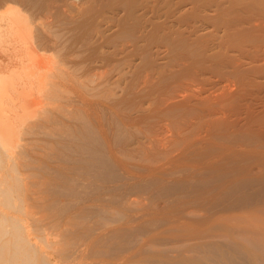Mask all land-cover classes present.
Instances as JSON below:
<instances>
[{"label": "rangeland", "instance_id": "1", "mask_svg": "<svg viewBox=\"0 0 264 264\" xmlns=\"http://www.w3.org/2000/svg\"><path fill=\"white\" fill-rule=\"evenodd\" d=\"M64 1L65 0L61 2ZM81 3H83L81 4V13L84 12V10L85 12L87 10V12L82 13V18L78 19L77 22L80 23L78 26L76 25V27H78L77 29L71 26L73 30H70L69 28L71 27H68V29L72 31L70 32L67 29L68 35H66L67 31L65 33V28L70 25H64L65 27L62 25L61 27H64V29H62L59 26L61 19L51 20L53 19L51 15L54 12L51 14L49 13V16L48 14L44 15V13L41 14L42 12L39 13V10H36L37 6H34V9L38 13L34 12L33 14L32 11L28 13L27 10L29 8L24 7L22 4H12L10 10L20 11L22 14L25 11V16L30 21L33 30H35V25L40 23H38L39 20H42L41 23L48 21L46 22L47 24H51V22L54 23L56 20L58 22L60 21L59 23L56 21L57 23L53 25L56 26V24H58V30H64L63 32L65 34L61 31V33H59L60 37L63 35L68 38L72 35V39L70 38V40H72L71 44L75 41V44L72 45H76L77 43L76 46L79 47H71L73 48L71 51L73 52V50L81 49L77 51L80 52V55L73 56L76 62H80V65H84L85 61H87L85 66H88L89 63L97 62L96 60L98 59L100 61L99 63L103 66L102 68L105 70L110 66L111 69L120 70L119 73L121 70L124 71V75L121 74L118 79L119 82L122 78L116 87L119 89H115L122 93H118V95L122 96L120 109L123 110V114H129L132 120V125L131 123H129V125L133 127L130 126V129L124 128L130 130V133H128L129 131L127 132V130H123V133L129 134L131 137L123 134V140L129 137L124 143L128 147L122 144V140L121 145H123L122 147H124V149L126 148L125 152L128 151V153L131 152L133 154V151H135L133 149L136 147L134 144L136 142L133 141H136V139L140 141V137L146 139V133H148L146 135H149L147 139L150 138L151 141L145 140L146 146L149 145V147L147 146L148 148H146L149 152L147 153L144 148L145 154L142 153V156H145L143 157L139 156L143 151H139L140 153L135 151L134 154L137 156L135 155L134 157H132L133 155H131V153V156L128 153L125 155L123 154L124 156L122 155V157H124L122 158V163L124 161V165L122 164L124 169L121 166L118 170L119 172H116V174H120V176L115 174L114 182L109 184L110 186L106 188L105 194L107 193L106 198L107 196L109 197L107 199L112 198L111 201H109L110 204H117L113 206L109 204L110 206H107L110 207L111 210L119 209L118 215L123 216L122 220L118 218L117 223V220H115L113 222L114 224L112 223L113 225L110 224L112 225L111 227L114 226L113 228H116V226L121 228L122 226L123 230L127 229L125 227H130V225L132 228L134 227L138 230H142L140 232L138 231V234H140L139 238H141H138L137 242L140 240L139 242L142 244V242L148 239L150 242H153L154 245L151 243L153 247L150 246L152 248L150 249V243L146 245L140 244L141 246H137L136 243L133 247L124 248L121 252L117 251L111 255L105 253L100 255L101 253L97 252V254L92 252L94 253L92 255L89 251L87 255H84L85 258L75 259L76 261L74 260V263L72 262L70 264H122L124 262V264H129L128 262H130V264H138L144 259L148 261L146 264H161L158 263L159 260L167 256V258L176 259L180 254L182 255L179 256V258L182 256L196 258L197 255L199 257L202 255L189 249L192 243L199 240L202 242L201 240L203 239V242L208 240L213 241V239L214 241H224L227 240L225 239L226 237L230 240L235 238L233 241H239L238 243L245 245V247H250V250H255L249 245V240L255 238L259 243L264 242V240L262 241L264 238V186L263 188L262 186H257L259 183H254L253 181H258L259 177H264V171L257 172V170H253L252 174H242L237 171V168L241 165H251L250 161L255 160L257 155L261 154L260 158H264V0H81ZM30 9H32V7H30ZM10 10L5 11V8H0L1 24L5 23L2 19H5L4 16L6 12ZM38 14H41L38 16L40 18L37 17ZM44 16L45 18H43ZM46 17L49 20H46ZM97 27L99 29H97ZM82 29L87 32H83L84 30ZM89 31H94V34L91 33L92 37H89ZM96 31H98V34L95 35ZM100 31L102 32L100 33ZM70 33L72 34L70 35ZM83 33H85V35ZM86 33L90 39L88 43V38L84 39ZM65 37L58 38V41L64 42ZM68 39L66 40L67 42L65 41L64 43H69ZM75 39H79L80 45H78L79 42ZM94 42L95 44H93ZM2 43L7 45L5 41H2ZM71 44L69 43L68 45ZM114 49L117 52H115ZM81 51H83L82 53L84 54H82ZM50 52L47 53L49 57H51L53 64H59L62 59L61 55L54 50H50ZM98 53L100 54L98 55ZM112 54L117 56L115 57ZM107 57L109 58L107 59ZM5 59V54L0 51V62ZM90 60H92V62ZM120 61H122V65ZM114 64L118 65L115 66ZM107 65L109 66L106 67ZM111 65L114 66L112 67ZM104 69H101L102 72L105 71ZM109 69H107V71L111 70ZM110 72L114 71L111 70ZM110 72L104 73L108 74ZM161 109L164 110L163 112L166 111L164 115H162L163 112H159ZM212 110H214V113ZM130 111L132 113H130ZM154 111H158L157 114L159 115L154 113L156 116H152L154 115ZM132 114H138L137 116L139 118L141 117L139 115L147 117L150 114L152 117L149 116L151 119L148 117V119L141 117L143 120L137 118L140 120L137 121L136 116L134 118L131 116ZM134 119L137 124H134ZM146 119L148 124L146 123ZM215 121L222 126L218 125ZM225 123H227V125ZM214 124L215 127L212 126ZM227 129L229 131H227ZM230 130L237 131L236 133L240 136L234 134V131L233 135ZM238 132H242V134ZM243 132H249V136L245 133V137ZM230 133L232 135H230ZM253 133L255 136H252ZM132 138L135 139L133 140ZM153 139L156 143H152ZM128 140L133 144L131 145V142L129 143ZM127 142L128 144H126ZM153 144H157V146L155 145L156 149ZM143 146L145 147V145ZM151 147L154 149V152L151 150ZM224 147H227L228 150ZM149 149L153 154L152 152L150 153ZM206 149L209 150L207 151ZM230 149H232V151ZM240 149L241 151L243 150V153H245V150L247 152L249 151V153L250 149L252 151L254 150V156L256 157H253L254 159L251 160L252 158H249V154L247 152L243 154L240 152ZM201 150H203V153L199 152ZM229 150L230 154L239 153L236 155L237 158L240 153H242L243 156H247L248 154L247 158L249 160L246 158L247 161H241L246 156L244 158L242 157L243 159L238 158L241 163L240 161L238 162L236 157H234L235 160H233V156L235 155H231V157L228 152ZM258 150H261L262 153H259ZM209 151L210 153L212 152V155L218 153L216 157L222 153L217 159L220 164L217 163L219 166L215 167V169L211 167L212 155H210L212 158H210V163L209 161L207 162L209 155L205 158V161H201L203 160L201 157H204L203 155L201 156V154H209ZM214 151H216V153ZM157 152H160V154ZM198 152L201 157L198 155ZM226 154L229 155L227 156ZM251 155H253V152L250 153V156ZM226 156L231 157L232 162L230 158L226 159ZM127 158L131 159L127 160ZM131 160H133V162ZM217 160L215 159L212 164H216L215 161L217 162ZM128 161L130 163L132 162L131 164L135 166L130 165ZM245 161L248 163L247 165ZM126 162L132 167L130 168L128 163L125 165ZM204 162L207 163L204 164ZM233 162L236 166L233 165ZM242 163H244V165ZM202 164L205 166H202ZM127 166H129V168H126ZM201 166L202 169H204L203 171H201ZM251 168L254 167L252 166ZM125 172L129 173L126 174ZM128 180L129 182H127ZM130 180L132 183L135 182L134 185L137 183L141 187L135 190V188H132L133 184H130L131 186L128 185V183L131 182ZM125 181L127 182L126 188L129 187L130 189L131 187L130 190L125 188ZM229 181H234V183L229 184ZM145 183L146 186H143ZM137 184L135 186H138ZM120 185H122V187ZM115 186L118 188V191ZM110 187L111 189H109ZM123 190H127V192ZM125 195L127 196L124 197ZM118 204L120 205L118 206ZM130 221L131 224H129ZM145 225L147 227H145ZM141 228L147 229L143 230ZM241 229L244 231L249 230L246 231L248 235L244 234L246 236H243L239 234V236H237L238 233L235 231L244 232ZM202 231H206L204 236H198ZM51 237L49 236V238ZM198 238L200 239L198 240ZM241 238H245L246 240L248 238L250 239L247 240V242L245 239L243 240ZM255 239L253 241H256ZM148 240L146 242H148ZM163 250H167V254ZM156 251L159 253L162 251L165 255L162 253L158 256L159 253ZM162 256L164 258H162ZM49 258L51 264H64L63 260L58 261V259L61 258L56 255H51ZM61 261L63 262L61 263ZM206 262L208 264L209 260ZM139 264L143 263L140 262ZM210 264H212L211 261Z\"/></svg>", "mask_w": 264, "mask_h": 264}, {"label": "bare ground", "instance_id": "2", "mask_svg": "<svg viewBox=\"0 0 264 264\" xmlns=\"http://www.w3.org/2000/svg\"><path fill=\"white\" fill-rule=\"evenodd\" d=\"M61 1H58V0H0V8H5V11H8L11 9L10 6L12 4H22L24 7L29 8L28 9L29 11L25 8L28 13L30 11H32L33 14L34 12L35 13L42 12L41 14L44 13V15L48 14L49 16L51 13L54 12L51 15L53 16V19H51V17L50 19L53 21L55 19H58V20L61 19L60 20L61 22L59 21L60 23L56 20L60 24L59 25L60 27L62 25L63 26L70 25V26H67V28H65L66 29L65 33L67 31L66 35H68L69 29L73 30L72 28L73 26L74 27H76V25L78 26L80 22H77V21L78 19L82 18L81 15H83L82 13H84L85 10L84 12L81 13V10H82L81 4H83L81 3V0H65L64 2H61ZM34 6H37L38 9L36 7L35 8L36 10H39L38 12H36V10L34 9ZM30 7H32V9H30ZM25 14H26L25 11L22 14L20 11L10 10L9 12H6V15L4 16L5 19H2L5 23L1 24L0 22V51H2L6 57L5 60L0 62V264H51L49 261L50 259L49 256L51 255H56L59 258H61V259H58V261L63 260L64 264H70L75 259L76 260L82 259L84 255H87L89 251L91 253L95 252V254L101 253L100 255L104 253L111 255L113 253H116L117 251L121 252V250L124 248H127V247L130 248L131 246L133 247L136 243L138 246L141 244V242H139L140 240L138 241L139 243L137 242V239L139 238V235H140L138 233L142 230H138L134 227L132 228L131 225L130 227L128 226L129 228L125 227L127 228L125 230H123L122 226L121 228L117 227L116 224H115L116 228H113L114 226L111 227L114 224L113 222L115 220H117L116 223L118 222V218L122 220L123 215L122 216L118 215L119 209L111 210V208L107 206L110 204L109 201H111L112 198L107 199L109 197L107 196L106 198L107 193L105 194L106 188L110 186L109 185L110 183L114 182V176L116 172L120 169L121 166L124 169V166H123L124 161L122 163V158L124 157H122V155L123 154L125 155L126 153H128V151L125 152L126 148L124 149V147L122 146L124 145L126 147L127 145H125L124 143L126 142L127 138L131 137V135L129 136V134L123 133L124 132L123 130L130 129L129 127L132 125V120L129 114H127L128 115L127 116L125 115V113L124 114L122 113L123 110L120 109L122 96L118 95V93H121V92L116 90V89H119L116 87L118 86V83L122 79L121 78L122 76H121L120 77L121 79L118 82L119 76L121 74L124 75V71L121 70V72L122 71L123 72L119 73L120 70L118 71L117 69H113V68L111 69L109 66L111 62L106 67L109 66V68L113 70L114 72H110L111 70L109 68L107 69H109L110 71H107V69L105 70L104 68H102L103 66L102 64L99 63L100 61L98 59L96 60L97 62H92V60H90L92 63H89L90 65L88 64V66H85L87 64L86 63L87 61H85V64L82 63L84 65H80V62L79 63L76 62L73 56L75 57L77 55H80V52H77V51L81 49L78 50L76 48L77 50L75 51L73 50V52L71 51L73 49L71 47H75L77 45V43L76 45H72V44H75V41L72 42L71 44L72 40H70V38L72 39L71 37L72 33H70L71 36L68 37L69 39L62 35L63 38L65 37L64 40L66 41L68 39V42L71 45H68L69 43L67 44L64 43L65 41L64 42L58 41V38H62L60 37L59 33H61V31L62 33H64L63 32L64 30L62 29H64L65 26L61 27L62 29L59 31L58 24H56V26L53 25L57 23L56 21L54 23L51 22V24H47L46 22L48 21L41 23L42 20H39L38 23L39 22L40 23L38 25L36 24L37 26L35 25V30H33L31 23L25 16ZM41 14H38L37 17L40 16ZM61 15L66 18L62 17ZM43 18H45V16ZM47 19L48 18L46 17V20ZM61 23H64V24H61ZM68 27H71L72 29L71 28L68 29ZM98 27L97 29H99ZM77 28L78 27H76V29ZM85 31L86 30H84L83 32ZM93 32L91 31L89 33V37H92L91 33ZM96 32H95V35L98 34V31ZM101 32L102 31H100V33ZM83 34L85 35V33ZM87 35L88 34L86 33V36ZM86 36H84V39L88 38L87 40V43H88L90 39L88 36L87 37ZM2 41H5L7 45H4ZM76 41L79 42V39ZM93 44H95V42ZM78 45H80V42ZM76 47H79V46H76ZM50 50L52 51L54 50L61 55L62 59L59 62V64H53V61L51 57H49V54H48ZM82 52L83 51H81V53ZM115 52L117 51L115 50ZM99 54L100 53H98V55ZM263 56H264V53H263ZM108 58L109 57H107V59ZM121 62L122 61H120V63ZM114 65H111V66L113 67ZM117 65L118 64H116L115 66ZM101 69L102 70L104 69L105 71L102 72ZM104 72L105 73L110 72V73L105 74ZM115 90L117 91V93ZM161 110H159L160 113L164 111V110L162 111ZM214 110H212L213 113H214ZM157 112L154 111L153 114L155 113L156 115H159L157 114ZM165 112H163L162 115H164ZM130 113L132 112L130 111ZM155 114L152 116H156ZM137 115L138 114L136 115L132 114L131 116H133L134 118L136 116V119L137 118L145 119L147 117L148 118L152 117L150 116L151 114L148 115L147 117H142L143 115H139L142 118L141 117L139 118ZM138 119L137 121H140ZM147 119H146V123H147ZM133 122L134 124H137L135 123L136 122L135 119L133 120ZM129 123H131V125H129ZM166 124H169V123H166ZM225 124L227 125V123ZM218 125L220 124L218 123ZM212 126L215 127V124ZM223 126H224V123H223ZM124 128H127V129H124ZM227 131L229 130L227 129ZM233 131L230 130L232 134H233ZM127 132L130 133V130H127ZM236 132L234 131V134H237ZM246 132H243V135ZM240 133L242 134V132ZM254 133L252 136H255ZM123 134L129 137L127 138L125 137L126 140H123L124 139V138L122 139ZM146 134L145 136H147L148 138L149 135H146ZM232 134L230 133V135ZM246 134L247 136H249V132ZM246 134H245V137H246ZM142 138L141 137L139 138L140 141H137L138 139H136V141H133V142H136L134 143L136 147H134L135 145L132 146L134 147L133 150H135L137 153L139 151H143L141 153L139 152L140 153V155L138 154L139 156H142V153H144L145 151L147 153L149 152L146 150V148H148L149 145H147L148 146L147 147L145 144V140L147 138L146 139L143 138L144 140ZM132 139L134 140L135 138H132ZM121 140L123 141V143L121 142ZM147 140H150V138ZM153 140H152V143H156L155 140L154 141ZM130 142L131 141H129V143ZM121 143L123 145H121ZM126 144H128V142ZM132 144L133 143L131 142V145ZM143 145H145V147ZM155 145L157 146V144H153L154 148L156 149ZM122 148L124 149V151ZM224 148L226 149L227 147H224ZM151 150L153 151L154 149L151 147ZM151 150H150V153L152 152ZM203 150L199 152L203 153ZM206 150L208 151L209 149H206ZM226 150H228V148ZM230 150L232 151V149ZM230 150L228 151L229 154H230ZM135 151L133 152L135 153ZM207 151H204V152H207ZM242 151L240 149V152ZM258 151L259 153H262L263 149L262 151L261 150H258ZM214 152L216 153V151ZM244 152L245 153L243 152L242 153L246 154L247 151L245 150ZM251 152H253V155L250 156ZM130 153L128 154L130 155ZM134 153L133 154L131 153V155H133L132 157L136 155ZM157 153L160 154V152H157ZM200 153L198 154L199 156H200ZM211 153L209 151V154L206 155L204 153V154H201V156L203 155L204 157H201V156L200 157L203 159L201 160L203 162L206 160L205 158H207L209 155V157L207 158V162L209 161V163L211 161L210 158L213 157V159L211 158L212 159L211 167H214L213 169H215V167L219 166L217 165V163L219 162L217 159L222 155V153L221 155L219 154L217 157L216 155L218 153L213 154L214 156ZM242 153H240V155ZM247 153L249 154V158L250 157L252 158L251 160H253L256 157L254 156L255 155L254 150L252 151L250 149V153L249 151ZM238 154L232 153L230 154V156L235 155L233 156V160H235L234 157H236V155ZM243 154L241 157L239 155L238 158L243 159L246 156V155L243 156ZM248 154L241 161L246 160V158L248 157ZM210 155L212 156L210 157ZM227 156H226V159L230 158L232 162V159H231L232 156L231 157H227ZM260 156L261 154L257 155L255 160L250 161V164L254 168H251L252 167L251 165H247L248 164L246 163L247 160L245 161V164L247 166H242L241 164L238 163L240 159L236 157L238 160L237 163L241 165L237 168V171L242 174H252L253 170H257V172L264 171V158L262 159L260 158ZM263 157H264V153H263ZM128 159H131V158H127V160ZM215 159L217 160V162L215 161L216 164H212L214 163ZM222 159H223V156H222ZM131 161L133 162V160ZM128 162H126L125 165ZM207 162H204V164ZM131 163L130 165H134ZM204 164H202V166H205ZM242 164L244 165V163ZM233 165L236 166L234 162H233ZM129 166H127L126 168H129ZM202 166H201V171L204 170L202 169ZM131 167L132 166H130V168ZM116 175L120 176V174H116ZM132 176H129V177L133 178L134 176L133 177ZM119 180H120V177H119ZM127 182H129V180ZM127 182L125 183V188L127 186L126 185ZM253 182L259 183V185L257 186H262L263 188L264 177H259L258 181L254 180ZM134 183H132L131 181L130 183H128V185L133 184L132 188H135V190L136 188L141 187L137 183L136 184L138 186H135L136 184L134 185ZM232 183H234V181H229V184H232ZM122 185L120 186L122 187ZM143 186H146V183ZM111 187L109 189H111ZM127 188L129 189V187ZM116 189L118 191V188ZM121 189H124V188H121ZM123 191L127 192V190H123ZM126 196L127 195H125L124 197ZM106 202L107 203L109 202V203L107 204ZM113 205H117V204H113ZM119 205L120 204H118V206ZM114 207H117V206H114ZM110 223L111 224L113 223V224L111 225ZM129 224H131V221ZM145 227L147 226L145 225ZM246 231H249V230H246ZM246 231L242 233L241 231H238V232L235 231V232L238 233L237 236H239V234L246 236L248 235L246 234ZM205 232L202 231L200 232L201 234L199 232H198L199 234L198 233L197 234L198 236L200 235V237H203ZM51 234H54V235H51ZM49 236L50 237L53 236V237L49 238ZM199 239L200 238H198V240ZM206 239H207V235H206ZM225 239L227 240L214 241L213 239V241L208 240L209 242L208 241L203 242L204 240L203 239L201 240L202 242H200L199 240L195 243H192L189 246V249L191 251L193 250L195 252H198L199 254L202 255L200 257L197 255L196 258L183 257V256L179 258V256H181L182 254L177 256L178 258L176 259L167 258L168 257L167 255H166L167 257L165 256L166 258H164L163 256L165 254L162 251L161 253L156 251L157 253H159L158 256H160V254L162 253L164 254L162 256V258L164 259L160 258L161 260H159L160 262L158 261V263H161V264H207L206 261L209 260L208 264H210V261L212 262V264H264V242L259 243L257 239L255 238L251 240H249L250 238H248L247 240H249V245L252 246L253 249H255V250H250L249 249L250 247L249 248L245 247V245L238 243L239 241L238 242L233 241L235 238L233 240H230L228 237H226ZM254 239L256 241H253ZM147 240L145 241L143 240L145 243L142 242L141 245L143 244L146 245L150 243L149 248L152 249L151 247H153L152 245H154L153 242H150L149 240L148 242H146ZM247 240L245 239V241ZM263 240L264 238L262 239V241ZM141 248H145V247H141ZM166 251L165 253L167 254ZM186 251H187V248H186ZM141 252H142V249H141ZM93 254L94 253H92V255ZM63 261H61V263ZM121 261H124V260H121ZM146 261L147 259H144L143 261L141 260L140 262H142L143 264H146L148 263V261L147 262ZM128 263L130 264V262Z\"/></svg>", "mask_w": 264, "mask_h": 264}]
</instances>
